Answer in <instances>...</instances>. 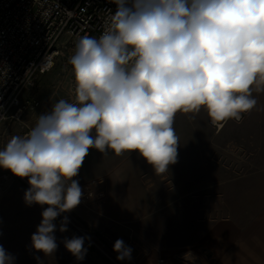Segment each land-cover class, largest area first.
<instances>
[{"label": "clouds", "instance_id": "clouds-1", "mask_svg": "<svg viewBox=\"0 0 264 264\" xmlns=\"http://www.w3.org/2000/svg\"><path fill=\"white\" fill-rule=\"evenodd\" d=\"M116 5L98 37L83 36L69 63L75 102L60 99L38 116L26 136L0 150V168L27 178L26 205L47 206L31 236L46 256L57 249L54 221L83 196L79 171L90 149L120 156L137 152L158 174L177 162L178 112L202 108L213 124L255 108L264 92V0H112ZM46 60L43 67H50ZM64 216L59 230L67 231ZM85 237L65 238L83 260ZM117 260H131L122 239ZM0 264L15 257L0 245Z\"/></svg>", "mask_w": 264, "mask_h": 264}, {"label": "rangeland", "instance_id": "rangeland-1", "mask_svg": "<svg viewBox=\"0 0 264 264\" xmlns=\"http://www.w3.org/2000/svg\"><path fill=\"white\" fill-rule=\"evenodd\" d=\"M71 76H74L72 65L60 57L47 74L36 79L35 86L25 91L22 100L25 104L37 100L39 104L28 107L19 119L0 124V150L13 136L28 134L38 116L49 112L57 101L70 99ZM253 96L257 104L250 112L242 114L240 122L229 119L213 124L203 108L198 113L178 112L173 125L179 143L177 162L163 174L156 173L137 152L117 156L112 151L102 154L90 149L74 178L83 192L81 202L54 221L59 228L64 216L68 217L67 231L61 233L63 249H66L65 238H86L87 252L83 260H75L76 264H126L136 258L134 251L139 250L140 244H165L166 230L171 232L176 227L179 232L174 229V242L193 249L198 236L192 234V228L202 217L212 216L223 222L233 211L231 186L234 190H244L257 185L254 190L260 192L264 178V92H253ZM28 188L27 178L16 177L0 168V196L6 202L13 201L15 206L22 200L20 209H24L23 214H10L11 219H7V214H0V239L3 238L0 242L3 244L12 241L9 232L18 233L22 228L30 229L31 244L34 228L42 220L46 205L33 204L29 214L26 213L28 205L24 193ZM255 216L257 226H261V214ZM148 228L162 230L160 234L159 231L157 234L151 231L129 233ZM1 229L9 231L6 236ZM117 239L132 248L131 260L116 259L113 245ZM234 243L239 246L241 240ZM39 255L31 246L29 264H42Z\"/></svg>", "mask_w": 264, "mask_h": 264}, {"label": "built area", "instance_id": "built-area-1", "mask_svg": "<svg viewBox=\"0 0 264 264\" xmlns=\"http://www.w3.org/2000/svg\"><path fill=\"white\" fill-rule=\"evenodd\" d=\"M115 9L112 0H0V124L38 105L23 102L25 91L58 58L69 63L81 37L98 38ZM46 60L50 67H43ZM74 88L71 76L69 102H75Z\"/></svg>", "mask_w": 264, "mask_h": 264}, {"label": "crops", "instance_id": "crops-1", "mask_svg": "<svg viewBox=\"0 0 264 264\" xmlns=\"http://www.w3.org/2000/svg\"><path fill=\"white\" fill-rule=\"evenodd\" d=\"M232 181L235 180L229 182ZM254 187L244 190L242 188L234 190L232 186L229 188L233 198L231 204L233 211H230L223 222H219L212 216L208 219L205 216L202 217L199 224L192 228V234L198 236L195 248L188 249L184 244L174 242V229L177 233L179 232L176 227L171 232L166 230L165 244L155 242L140 244L139 250L134 251L137 254L136 258L126 264H264V178L260 192L257 189L254 190ZM21 203H23L22 200ZM20 205L15 206L13 201L6 202L0 196V214H7V219L10 218V214L24 213V209H20ZM29 207L27 206L26 209L27 214H29ZM257 214H261V226H257L259 223L257 222L258 217L255 216ZM183 229L185 228L183 227ZM1 230H3L2 235L5 236V233L9 232L6 229ZM161 230L159 228L135 229L130 230L129 233L151 231V233L157 234L159 231L160 234ZM9 233H11L12 241L9 244L0 242V245L15 257V264H29L30 229L22 228L21 232ZM61 233L59 228L54 233L57 249L52 255L46 256L40 252L38 257L43 262L42 264H68V262L76 264L77 258L67 249H63ZM238 240H241L239 246H237L238 243H234ZM218 243L222 244L218 245ZM32 250L34 249L32 248Z\"/></svg>", "mask_w": 264, "mask_h": 264}]
</instances>
